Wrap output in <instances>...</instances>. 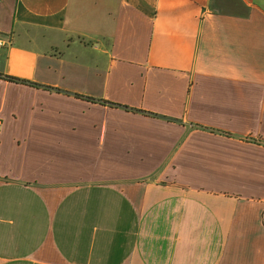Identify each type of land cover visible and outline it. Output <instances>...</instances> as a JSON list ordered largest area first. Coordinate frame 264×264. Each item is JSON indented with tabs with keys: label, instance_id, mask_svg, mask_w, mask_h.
I'll return each mask as SVG.
<instances>
[{
	"label": "crops",
	"instance_id": "0c3cea01",
	"mask_svg": "<svg viewBox=\"0 0 264 264\" xmlns=\"http://www.w3.org/2000/svg\"><path fill=\"white\" fill-rule=\"evenodd\" d=\"M0 39V264H264V0H0Z\"/></svg>",
	"mask_w": 264,
	"mask_h": 264
},
{
	"label": "trees",
	"instance_id": "16d2710c",
	"mask_svg": "<svg viewBox=\"0 0 264 264\" xmlns=\"http://www.w3.org/2000/svg\"><path fill=\"white\" fill-rule=\"evenodd\" d=\"M5 78L11 82H19V83H23V84L28 83L26 81H22V80H19V79L13 78V77H9V76H6Z\"/></svg>",
	"mask_w": 264,
	"mask_h": 264
},
{
	"label": "built area",
	"instance_id": "2783aa9c",
	"mask_svg": "<svg viewBox=\"0 0 264 264\" xmlns=\"http://www.w3.org/2000/svg\"><path fill=\"white\" fill-rule=\"evenodd\" d=\"M3 45H4V42L0 39V47H3ZM1 125H2V123L0 121V127H1Z\"/></svg>",
	"mask_w": 264,
	"mask_h": 264
}]
</instances>
